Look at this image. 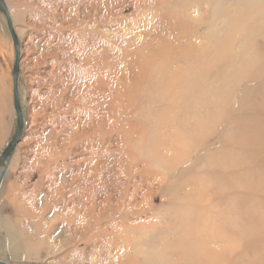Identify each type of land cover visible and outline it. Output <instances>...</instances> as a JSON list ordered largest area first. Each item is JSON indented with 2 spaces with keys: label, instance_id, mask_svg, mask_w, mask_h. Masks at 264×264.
Masks as SVG:
<instances>
[{
  "label": "rangeland",
  "instance_id": "1",
  "mask_svg": "<svg viewBox=\"0 0 264 264\" xmlns=\"http://www.w3.org/2000/svg\"><path fill=\"white\" fill-rule=\"evenodd\" d=\"M3 1L20 36L19 83L25 98L24 133L0 188V225H11L18 237H31L15 253L0 227V261L112 264V256L104 254L110 238H100L112 215L100 221L89 241L59 248L69 238L70 199L81 192L94 160L101 157L106 191L90 205L100 213L109 198L112 207L124 200L128 208L137 187L139 207L126 225L146 236L144 250L168 236L175 246L172 258L184 264H264V38L258 36L264 30V0H236L230 50L229 43L221 47L219 28L225 27L212 20L215 0L192 5L187 19L199 24V33L183 38L181 46L188 49L184 59L192 62V46L222 55L224 69L235 56L233 90L216 106L204 108L199 121L185 118L182 109L166 111L158 102L154 120L135 119L134 132L125 134L110 121L104 128L85 125L80 51L92 52L95 75L101 44H110L117 61L129 47L172 39L176 35L161 31L179 17L173 9L194 0H144L140 5L136 0ZM15 59L8 20L0 9V156L17 129ZM120 66L126 70L129 63L123 60ZM151 146L154 157L139 152ZM129 170L136 176L132 183ZM156 176L160 181L152 187Z\"/></svg>",
  "mask_w": 264,
  "mask_h": 264
},
{
  "label": "bare ground",
  "instance_id": "2",
  "mask_svg": "<svg viewBox=\"0 0 264 264\" xmlns=\"http://www.w3.org/2000/svg\"><path fill=\"white\" fill-rule=\"evenodd\" d=\"M172 1L175 0H169L170 3ZM136 2L140 5L146 1L136 0ZM201 2V0H194V2L190 3L183 2L182 5L173 9L179 17L175 19L176 21H173L171 26L161 31L162 35H172L173 37L176 35L172 39H159L129 47L128 51L123 52L121 58L117 59V61L114 59L115 56L113 58L109 52L110 44H101L97 50V54L99 53L100 57L96 61L97 72L95 75L93 74L94 68L89 58L92 52L86 54L88 51L86 48L84 49L85 52L80 51L81 62L83 64L81 73L83 84L80 87V93L81 101L86 106L87 119L85 125H88L90 128H104L105 122L110 121L123 134H125L127 129L130 132L131 130L134 132L135 129L133 130L134 124L132 121L142 118L154 120L153 113L156 112L158 102L164 106V110L166 111L174 112L177 109H182L185 118L189 117L192 120L199 121L203 118L204 108L216 106L225 98L229 90H233L236 75L238 74L235 56H231L224 69L222 55L217 58L206 46L198 49L192 46L191 51L193 52L192 55H194V58L190 59L192 62L187 61L186 58L184 59L183 53L188 51V49L181 46L183 38H188V36L194 38L199 33V24L191 23L187 19V13L192 5L199 7ZM214 6L212 20L219 23V27H225L224 29L219 28L222 33L221 47L223 48L225 43H229L230 48L228 50H230L233 46L234 34L236 33V29L233 26L238 16L235 8L236 0H215ZM8 14H10L12 25H14V17L10 12ZM166 18L167 20L169 19V17ZM179 25L182 27L181 31L176 29ZM14 31L20 44L19 33L17 30ZM258 36L264 38V30ZM260 46V49L264 51V44ZM95 49L97 48H93L92 51ZM123 60L129 63V67L126 70H119ZM204 65L207 66L205 67ZM18 87L21 105L25 98V93L21 89L19 82ZM223 90L226 91L225 94L222 93ZM128 123H130L129 126H127ZM138 127L139 125L135 124V128ZM135 133H137V129ZM101 142L104 146V142ZM19 143L20 141L17 145ZM94 148L92 147L91 149ZM139 152L141 154L146 153L147 157L152 158L155 156V148L152 146L145 149V151L139 149ZM103 159L99 157L94 160V167L90 169L88 176L82 182L81 192L75 195L73 199H70L67 206V211L71 213L67 215L69 238H67L68 240H63L59 248L61 250L69 249L70 247L77 246L82 241H89L93 237V230L100 227L98 226L100 221L108 217L107 215H112L108 217L109 222L107 224L109 228H104V233L100 237L110 238L107 240L108 244L104 249V254L107 255L108 253L114 257H111V259H114L112 264H115V262L116 264H184V260L179 261L180 259H177L175 261L172 258L175 246L171 243V237H165L159 246L151 245L144 250L145 243L143 239H146V236L140 235L135 227L132 229L127 227L126 224L130 217H135L132 212L133 208L138 209L139 207L136 201V195H138L137 187L135 188L134 197L131 196L133 198L128 204V208L124 200L118 201L112 207L110 200H108L109 198L104 201L100 213H97L98 210L96 212L95 204L93 206L90 205L89 201L97 199L101 190L106 191L105 177L107 176V170ZM11 161L7 172L10 170ZM3 170L1 166L0 176ZM7 172L4 174V178ZM126 176L130 180V183H132V179L136 180V176H131V170L126 173ZM159 181V176H156L149 184L153 187ZM75 184L76 182H74ZM0 227L6 232L7 244L13 252L18 253L21 245L24 243L28 245L31 237L29 234L26 233V236H23V233H20L21 236L18 237L17 232L11 225L4 223ZM109 231H111L110 233L116 232V234L110 235V237ZM23 240H25L24 243ZM179 246L183 250L184 245L181 243ZM0 262L8 264L3 261Z\"/></svg>",
  "mask_w": 264,
  "mask_h": 264
},
{
  "label": "water",
  "instance_id": "3",
  "mask_svg": "<svg viewBox=\"0 0 264 264\" xmlns=\"http://www.w3.org/2000/svg\"><path fill=\"white\" fill-rule=\"evenodd\" d=\"M0 9L5 13L7 17L9 30L12 35V39H13L15 50H16V59H15V65L13 69V83H14V109L17 114V129H16L15 136L12 139V141L9 143L7 148L4 150L2 155L0 156V167L2 166L4 169L2 175L0 176V185H1L2 180L4 178V174L7 172L8 165L12 159L16 145L18 144L21 136L24 133V119H23V113H22V109L20 105L19 87H18L19 74H20V45H19L18 38L13 29L12 22L10 20L8 11L6 9V6L3 0H0ZM0 264H5V263L0 262Z\"/></svg>",
  "mask_w": 264,
  "mask_h": 264
}]
</instances>
